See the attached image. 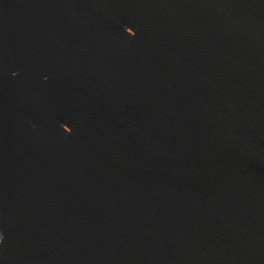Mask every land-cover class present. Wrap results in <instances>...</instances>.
Masks as SVG:
<instances>
[{"label":"water","instance_id":"obj_1","mask_svg":"<svg viewBox=\"0 0 264 264\" xmlns=\"http://www.w3.org/2000/svg\"><path fill=\"white\" fill-rule=\"evenodd\" d=\"M0 264H264V0H0Z\"/></svg>","mask_w":264,"mask_h":264}]
</instances>
